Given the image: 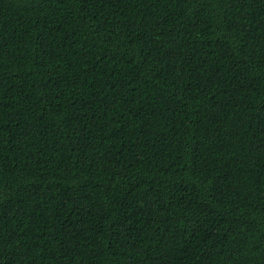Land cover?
Listing matches in <instances>:
<instances>
[{
    "label": "trees",
    "instance_id": "1",
    "mask_svg": "<svg viewBox=\"0 0 264 264\" xmlns=\"http://www.w3.org/2000/svg\"><path fill=\"white\" fill-rule=\"evenodd\" d=\"M0 264H264V0H0Z\"/></svg>",
    "mask_w": 264,
    "mask_h": 264
}]
</instances>
